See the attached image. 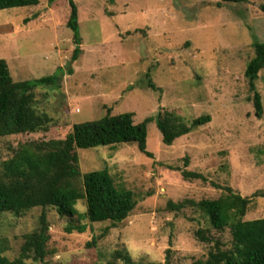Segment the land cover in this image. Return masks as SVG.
I'll list each match as a JSON object with an SVG mask.
<instances>
[{
  "label": "rangeland",
  "instance_id": "1",
  "mask_svg": "<svg viewBox=\"0 0 264 264\" xmlns=\"http://www.w3.org/2000/svg\"><path fill=\"white\" fill-rule=\"evenodd\" d=\"M74 1L82 38V54L74 63L67 0L0 11V59L14 81L65 71L59 88L36 91L39 110L52 118L49 130L0 138V163L30 142L64 140L74 124L98 120L108 111L132 112L136 124L164 110L186 121L209 115L211 122L171 146L163 144L156 123H149L147 149L153 158L136 144L78 149L82 174L107 169L117 185L134 192L137 205L117 225L89 223L83 201L74 218L46 209L49 254L27 264H124L115 258L119 251L133 264L206 258L213 245L196 232L210 228L207 220L196 207L174 211L168 204L217 199L225 187L244 197L264 191V112L257 117L245 77L254 42H264V0L221 7V0ZM147 74L158 90L148 86ZM257 89L264 107V69ZM183 170L202 173L208 182L185 180ZM42 213L36 208L2 215L4 255L19 257L23 236L39 227ZM257 218H264V198L253 200L245 219ZM80 226L84 232L76 230ZM212 233L227 244L231 239L228 231Z\"/></svg>",
  "mask_w": 264,
  "mask_h": 264
},
{
  "label": "trees",
  "instance_id": "2",
  "mask_svg": "<svg viewBox=\"0 0 264 264\" xmlns=\"http://www.w3.org/2000/svg\"><path fill=\"white\" fill-rule=\"evenodd\" d=\"M57 1L49 0V3ZM67 1L71 8L67 27L73 33L75 49L71 63H74L82 54V38L77 5L74 0ZM245 2L247 0H221L217 5L221 7L224 3ZM39 4L40 0H0V11ZM254 48L255 56L247 64L245 77L253 94L256 115L261 118L264 107L257 81L264 69V42L256 40ZM64 72L63 68H59L50 76L16 82L7 61L0 59V138L49 130L52 118L39 110L36 91L39 88H59ZM68 72L72 73L73 70L69 69ZM147 77L148 86L158 90L150 74ZM151 122H155L161 132L163 144L171 146L177 139L211 122V116L186 121L175 112L164 110L155 118H147L136 124L132 112L112 115L108 111L98 120L74 124L64 140L30 142L0 163V219L7 213L21 216L36 208L43 211L39 227L23 236L24 243L18 258L11 260L4 255L8 246L0 237V264H27L28 259L44 261L47 258L51 235L44 213L46 209H55L60 217L74 218L79 214L76 206L83 201L89 223H123L137 205L134 192L117 185L107 169L82 174L77 150L136 144L141 153L153 158L147 149L148 124ZM184 161L188 165L189 158L185 157ZM182 176L189 181L208 182L206 176L198 172L183 170ZM223 191L217 199L199 202L184 200L178 204H168L174 211L196 207L209 224L210 228H200L196 236L212 244V249L206 258L195 259L192 264H264V218L245 219L253 200L264 198V191H257L252 197H244L231 187H225ZM74 229L71 225L67 227L70 233ZM85 229V226L76 228L79 232ZM212 230L219 234L228 231L231 236L229 243L220 236H214ZM95 244L96 241L91 245ZM115 258L124 264H133L127 252L119 251ZM167 264H170L169 260Z\"/></svg>",
  "mask_w": 264,
  "mask_h": 264
}]
</instances>
